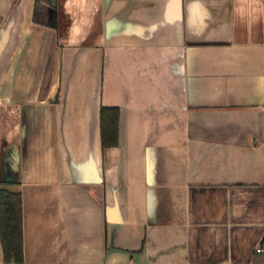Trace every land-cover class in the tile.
Returning <instances> with one entry per match:
<instances>
[{"label": "crops", "instance_id": "0c3cea01", "mask_svg": "<svg viewBox=\"0 0 264 264\" xmlns=\"http://www.w3.org/2000/svg\"><path fill=\"white\" fill-rule=\"evenodd\" d=\"M38 1L0 0V264H264V0Z\"/></svg>", "mask_w": 264, "mask_h": 264}, {"label": "trees", "instance_id": "16d2710c", "mask_svg": "<svg viewBox=\"0 0 264 264\" xmlns=\"http://www.w3.org/2000/svg\"><path fill=\"white\" fill-rule=\"evenodd\" d=\"M53 18L47 22L49 25H56V16L53 15ZM106 109L102 108V144L104 147H109L118 144L119 112L117 109L114 113H105ZM0 238L5 261L22 262L24 257L21 196L17 192L2 188L0 189Z\"/></svg>", "mask_w": 264, "mask_h": 264}, {"label": "rangeland", "instance_id": "374dc122", "mask_svg": "<svg viewBox=\"0 0 264 264\" xmlns=\"http://www.w3.org/2000/svg\"><path fill=\"white\" fill-rule=\"evenodd\" d=\"M44 2V3H43ZM37 6H38V14L41 16L42 14L45 15L43 16L40 21H46V20H50L51 15H53V11L50 8L52 6V3L50 2V0H42V2H37Z\"/></svg>", "mask_w": 264, "mask_h": 264}, {"label": "built area", "instance_id": "2783aa9c", "mask_svg": "<svg viewBox=\"0 0 264 264\" xmlns=\"http://www.w3.org/2000/svg\"><path fill=\"white\" fill-rule=\"evenodd\" d=\"M257 252H263L264 248L262 246H258V248L256 249Z\"/></svg>", "mask_w": 264, "mask_h": 264}]
</instances>
